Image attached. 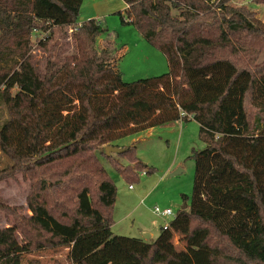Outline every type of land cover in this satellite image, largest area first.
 Here are the masks:
<instances>
[{"label": "trees", "instance_id": "trees-1", "mask_svg": "<svg viewBox=\"0 0 264 264\" xmlns=\"http://www.w3.org/2000/svg\"><path fill=\"white\" fill-rule=\"evenodd\" d=\"M83 1L0 0V102L8 113L0 124L7 160L0 181L23 173L32 213L21 217L0 199V210L14 218L0 229V264H22L24 254L66 248L96 232L112 236L117 187L99 154L133 182L155 169L134 146L119 155L133 166L105 147L191 119L207 147L191 157V210L170 223L186 217L185 258L156 260L160 247L152 243L145 255L123 248L131 261L119 264H264L263 23L233 0H123L122 23L169 66L162 76L125 83L113 49L96 47L108 32L103 22L80 21ZM57 28L71 29L76 47L62 61ZM33 35L48 52L43 71L32 64Z\"/></svg>", "mask_w": 264, "mask_h": 264}, {"label": "rangeland", "instance_id": "rangeland-1", "mask_svg": "<svg viewBox=\"0 0 264 264\" xmlns=\"http://www.w3.org/2000/svg\"><path fill=\"white\" fill-rule=\"evenodd\" d=\"M257 1L233 0L232 5L247 7L264 25V3ZM120 14L128 18V6L123 0H84L80 21L95 19L103 22L108 32L97 39L96 47L98 50L104 47L113 49V56L117 58L118 70L125 83L167 74L169 66L163 53L150 45L133 25L123 24ZM55 37L59 44L57 60L62 61L76 52L71 29L57 28ZM36 38L33 35L32 64L43 71L47 65L48 52L39 47V39ZM263 60L264 53L260 62ZM7 117V109L0 102V124ZM199 132V124L191 119L157 126L114 142V147H136L139 161L155 170L145 176H141V172L135 181L128 182L113 169L102 152L99 154L101 163L117 187L112 236L96 232L66 248L24 254L22 264H30L32 260H39L41 264H53L56 261L61 264H99L106 259L110 264H119L131 261L123 248L145 255L152 243L160 247L156 260H163L168 255L184 259L186 217L180 218L166 232L162 228L177 218L179 211L184 208L188 212L191 210L196 171V163L191 157L194 152H202L207 147L200 139ZM112 156L123 166H133L117 154ZM6 163V158L0 155V169ZM130 186L133 188L130 189ZM30 192L31 182L23 173L0 181V199L24 218L32 215L27 203ZM155 207L169 208L174 216L161 219L153 213ZM13 225L14 218L0 210V229ZM17 236L21 243L25 242L20 232Z\"/></svg>", "mask_w": 264, "mask_h": 264}, {"label": "built area", "instance_id": "built-area-1", "mask_svg": "<svg viewBox=\"0 0 264 264\" xmlns=\"http://www.w3.org/2000/svg\"><path fill=\"white\" fill-rule=\"evenodd\" d=\"M147 173L146 172H142L141 176H145ZM133 187L130 186V189H132ZM153 213L161 218V219H167L169 217L174 216V213L171 209L167 208V209H161L159 207H155L153 210ZM164 230H169L170 229V223H166L163 227Z\"/></svg>", "mask_w": 264, "mask_h": 264}, {"label": "water", "instance_id": "water-1", "mask_svg": "<svg viewBox=\"0 0 264 264\" xmlns=\"http://www.w3.org/2000/svg\"><path fill=\"white\" fill-rule=\"evenodd\" d=\"M104 151L107 156H111L113 154L122 155L126 151V149L114 147V146H107L105 147ZM183 210H185V208Z\"/></svg>", "mask_w": 264, "mask_h": 264}]
</instances>
